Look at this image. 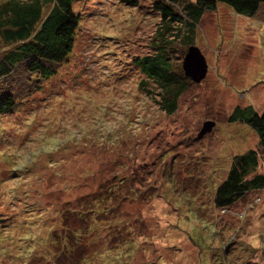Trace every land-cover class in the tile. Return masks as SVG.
<instances>
[{"label": "rangeland", "instance_id": "374dc122", "mask_svg": "<svg viewBox=\"0 0 264 264\" xmlns=\"http://www.w3.org/2000/svg\"><path fill=\"white\" fill-rule=\"evenodd\" d=\"M78 4L83 15L76 45L57 77L36 84L21 67L0 80V95L16 98L15 109L0 121V210H46L44 220L54 224L65 202L111 186L119 207L98 216L85 233L83 251L97 256L98 264L102 257L118 264L119 252L121 264H197L202 252L187 239L189 226H178L189 211L210 225L209 232L219 231V246L232 243V264L248 258L249 264H264L262 252L253 251L264 232V191L251 192L229 213L213 206L214 188L225 179L231 157L257 144L249 126L229 118L236 108H264V23L225 5L205 13L192 41L207 73L199 84H189L176 111L167 114L155 85L135 64L157 44L160 19L151 0H139L137 7L113 0H87L84 9ZM166 42L178 72L187 48L172 34ZM7 48L0 45V55ZM142 80L155 96L140 87ZM208 121L213 128L198 137ZM16 192L29 195L18 201ZM3 235L0 249L20 262L21 234ZM122 241L130 243L128 249Z\"/></svg>", "mask_w": 264, "mask_h": 264}, {"label": "trees", "instance_id": "16d2710c", "mask_svg": "<svg viewBox=\"0 0 264 264\" xmlns=\"http://www.w3.org/2000/svg\"><path fill=\"white\" fill-rule=\"evenodd\" d=\"M86 1L7 0L0 4V45L8 47L0 55V80L10 77L21 67H24L30 80L36 84L57 77L64 65L69 63L68 58L76 45L79 21L83 15L76 5L79 3L84 9ZM113 1L128 7L139 5V0ZM219 5L227 6L236 15L259 19L264 23V0H151V11L159 15L160 19L157 44L153 53L136 58L135 64L145 80L155 85L159 106L167 114L176 111L178 99L192 83L185 75L182 65L180 71L174 70L166 51L167 37L171 34L179 37L188 53L190 47H195L192 35L202 17L205 13L216 11ZM145 80L140 82V87L146 93L154 95L148 88H144L148 82ZM9 94L0 95V121L16 107L15 96ZM229 120L249 126L256 133L257 144L254 148L231 157L225 179L214 188L213 206L222 213H229L230 209L243 202L251 192L264 191V173L259 171L264 166V108L261 113L252 107L236 108ZM16 193L14 197L18 201L29 195L28 192ZM120 197L124 201L130 199L128 195ZM134 199H139V196L135 195ZM259 201V198L254 199L244 210L235 213L237 218H244ZM119 202L115 201L111 186H102L96 194L77 196L73 204H68L69 200L65 202V207L58 210V219L54 224L44 220L46 210H40L35 215L31 213L37 210L31 207L14 210V213L0 210V245H3V234L11 237L16 231L21 234L16 236L19 237L16 247L25 252L17 255L21 261L16 263L7 249L1 248L0 260L3 264H9V261L12 264H98L97 256L83 251L88 245L85 234L89 229L88 224L97 222L100 215H110L113 207H119ZM48 214L50 215L49 212ZM182 222L189 226V230L185 232L187 239L202 252L197 264H232L231 259L236 253L231 251L234 250L230 245L232 243H226L225 247L218 245L221 244L219 231L209 232L210 225L202 223L191 211L185 214L184 219L179 220V227ZM113 224L114 222L109 225V232H114ZM11 230L13 231L10 233ZM182 230L185 231L183 228ZM261 236L259 250L252 246H248V250L251 254L252 249L255 252L261 251L260 257L264 259V232ZM122 244L126 249L129 248V242L122 241ZM123 255V252H119L115 256L118 264H121ZM248 260L249 258L243 259L237 264H249ZM101 261L102 264L113 263L112 260L105 262L103 257ZM144 264L161 263L156 261Z\"/></svg>", "mask_w": 264, "mask_h": 264}, {"label": "water", "instance_id": "95a60500", "mask_svg": "<svg viewBox=\"0 0 264 264\" xmlns=\"http://www.w3.org/2000/svg\"><path fill=\"white\" fill-rule=\"evenodd\" d=\"M207 63L206 59L197 47H190L188 53L183 58L182 69L185 75L193 84H199L205 77L207 73ZM213 122H205L203 128L200 130L198 137L205 135V133L210 132L213 128Z\"/></svg>", "mask_w": 264, "mask_h": 264}]
</instances>
